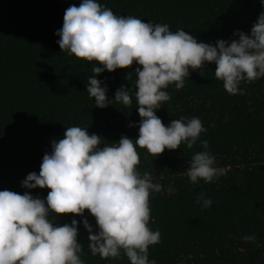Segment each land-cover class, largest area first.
<instances>
[{
	"label": "trees",
	"instance_id": "obj_1",
	"mask_svg": "<svg viewBox=\"0 0 264 264\" xmlns=\"http://www.w3.org/2000/svg\"><path fill=\"white\" fill-rule=\"evenodd\" d=\"M80 0H0V190L25 191L44 198L48 188H26L21 181L39 172L51 142L63 138L66 127H86L104 143H116L127 135L133 141L140 117L132 104H108L100 108L86 92L93 62L61 52L56 35L69 5ZM114 14L133 15L144 22L167 23L171 31L183 29L198 42L238 39L234 30L248 33L259 13V0H98ZM99 66V65H98ZM135 62L125 68L97 74L107 85L111 99L124 85L135 91ZM214 62L189 70L184 87L170 84V99L156 110L165 125L171 119L198 117L217 166L228 167L215 182L191 184L184 175L190 156L201 151L199 141L191 149L181 144L153 157L137 147V169L151 173L166 190L150 195L152 230L160 242L149 246L148 259L155 264H264V76L241 82L244 94L229 95L214 77ZM129 76L127 77V74ZM127 77V78H126ZM130 122L133 126H129ZM211 197L201 209L198 193ZM84 216L96 231L87 209ZM78 221L77 241L84 264H109L88 249V232L74 214H59L56 224ZM254 234V242L242 235ZM112 264H129L121 254Z\"/></svg>",
	"mask_w": 264,
	"mask_h": 264
},
{
	"label": "clouds",
	"instance_id": "obj_2",
	"mask_svg": "<svg viewBox=\"0 0 264 264\" xmlns=\"http://www.w3.org/2000/svg\"><path fill=\"white\" fill-rule=\"evenodd\" d=\"M259 2L264 9V0ZM55 34L61 52L93 62L86 92L97 107L110 103L127 107L135 97L138 134L134 141L122 134L116 143L100 147L101 136L89 134L86 127H66L63 138L53 140L51 151L42 156L38 174L29 172L21 181L29 189H50L46 197L0 190V264H84L78 221L56 224L59 214L81 217L93 256L108 259L109 264L121 254L129 264H155L148 259V248L160 242V233L149 227V198L162 190L173 194L175 188L165 189L151 173L137 169L136 148L156 157L181 144L191 149L199 141L202 150L191 154L184 172L189 182H215L227 173V166H217L208 141L200 139L206 129L198 117L171 119L165 125L156 110L170 99L164 89L170 84L176 90L183 88L190 69H200L204 75L210 62L215 64V79L229 95H243L242 81L264 76V10L247 34L237 29L233 35L238 39H217L213 45L198 42L183 29L171 31L167 23L144 22L133 15L114 14L98 0H80L79 6L65 9ZM133 62L137 65L134 93L122 84L109 99L107 85L97 74ZM195 203L207 209L212 199L201 192ZM85 209L95 219V232ZM241 239L254 242L256 237L249 234Z\"/></svg>",
	"mask_w": 264,
	"mask_h": 264
}]
</instances>
